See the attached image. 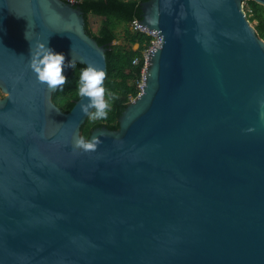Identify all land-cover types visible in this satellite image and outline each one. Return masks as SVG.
Instances as JSON below:
<instances>
[{
  "label": "water",
  "instance_id": "water-1",
  "mask_svg": "<svg viewBox=\"0 0 264 264\" xmlns=\"http://www.w3.org/2000/svg\"><path fill=\"white\" fill-rule=\"evenodd\" d=\"M247 1L264 6L144 2L158 45L143 91L85 151L87 98L59 108L29 49L98 66L104 87L105 46L66 1L0 0V264H264V40Z\"/></svg>",
  "mask_w": 264,
  "mask_h": 264
},
{
  "label": "trees",
  "instance_id": "trees-1",
  "mask_svg": "<svg viewBox=\"0 0 264 264\" xmlns=\"http://www.w3.org/2000/svg\"><path fill=\"white\" fill-rule=\"evenodd\" d=\"M68 2L69 0H63ZM148 0H80L74 6L84 12L86 30L100 45L106 48L108 74L105 79V97L109 102L106 119H87L82 127V136L90 137L94 128L106 126L109 129L119 128V118L131 101L137 97L139 90L136 82L142 78L144 67L143 52L152 46L153 37L138 30H133V21L142 20V4ZM247 17L264 40V6L247 1ZM89 15L104 18L98 32H93L89 24ZM124 26L123 40L125 45L116 43L119 40L118 29ZM138 45L137 49L134 46ZM140 62L133 65V60ZM84 65L76 64L66 77L63 85L53 93V102L64 112H70L81 97L78 92L79 71ZM109 94H111L109 96Z\"/></svg>",
  "mask_w": 264,
  "mask_h": 264
},
{
  "label": "clouds",
  "instance_id": "clouds-1",
  "mask_svg": "<svg viewBox=\"0 0 264 264\" xmlns=\"http://www.w3.org/2000/svg\"><path fill=\"white\" fill-rule=\"evenodd\" d=\"M29 66L37 80L46 83L51 88L65 83L66 76L62 74V69L75 67L72 59L65 62L64 53L55 51L47 43L30 45ZM104 77L105 72L93 64L79 71L77 94L82 98H87L86 101H81L79 109L90 120L106 119L108 116L110 105L105 97ZM101 142L98 136H92L91 139L83 136L74 138V146L85 151L95 150Z\"/></svg>",
  "mask_w": 264,
  "mask_h": 264
},
{
  "label": "built area",
  "instance_id": "built-area-1",
  "mask_svg": "<svg viewBox=\"0 0 264 264\" xmlns=\"http://www.w3.org/2000/svg\"><path fill=\"white\" fill-rule=\"evenodd\" d=\"M79 1L80 0H69L68 3H70L72 5H75ZM131 28L133 30L141 31V32L146 33V34H148V35H150V36L153 37L152 46L148 50H146V51L143 52V57H144V67L142 69V71H143L146 68V66H147V58H148V55H149L150 51L154 47H156L158 45V36L154 32H149L147 29L139 26L138 23H137V20H135V21L132 22ZM139 62H140V59L139 58H135L133 60V65H137V64H139ZM136 86H137V88L139 90V93L137 95V97H138L142 93L143 88H144V76H143V73H142V78L136 82ZM135 98L136 97H131V101H133Z\"/></svg>",
  "mask_w": 264,
  "mask_h": 264
},
{
  "label": "rangeland",
  "instance_id": "rangeland-1",
  "mask_svg": "<svg viewBox=\"0 0 264 264\" xmlns=\"http://www.w3.org/2000/svg\"><path fill=\"white\" fill-rule=\"evenodd\" d=\"M244 8H245V11L248 10V4H247V2L244 3ZM103 19L104 18H102V17L89 15L88 20H89V24H90V27L93 30V32H98L99 27H100ZM253 25H254V23H253ZM123 30H124V26H121L118 29L119 40L116 43L125 45L126 43L123 40ZM137 48H138V45H135L134 46V49H137ZM0 96L1 97L3 96V94L1 92H0Z\"/></svg>",
  "mask_w": 264,
  "mask_h": 264
}]
</instances>
